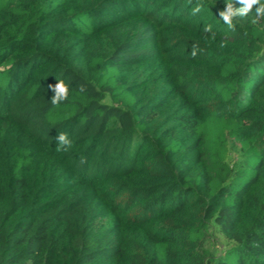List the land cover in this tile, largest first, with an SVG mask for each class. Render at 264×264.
Listing matches in <instances>:
<instances>
[{
  "label": "trees",
  "instance_id": "16d2710c",
  "mask_svg": "<svg viewBox=\"0 0 264 264\" xmlns=\"http://www.w3.org/2000/svg\"><path fill=\"white\" fill-rule=\"evenodd\" d=\"M231 2L0 0V264H264V17Z\"/></svg>",
  "mask_w": 264,
  "mask_h": 264
},
{
  "label": "clouds",
  "instance_id": "9594fccd",
  "mask_svg": "<svg viewBox=\"0 0 264 264\" xmlns=\"http://www.w3.org/2000/svg\"><path fill=\"white\" fill-rule=\"evenodd\" d=\"M239 4L240 7H234L233 2L226 3V7L219 13L220 18L229 28L234 29L236 26L234 21H236L237 18L247 16L253 8H255L257 17H264V2H262V0H239ZM201 8L202 5L198 2L193 9V15L200 12ZM192 54H196L195 48ZM49 88L53 92L50 100L53 105H58L62 101L67 100L69 89L63 81H58L54 85L50 84ZM81 90H83V85L81 86ZM56 140L63 150H67V148L71 146V140L65 133H59Z\"/></svg>",
  "mask_w": 264,
  "mask_h": 264
},
{
  "label": "rangeland",
  "instance_id": "374dc122",
  "mask_svg": "<svg viewBox=\"0 0 264 264\" xmlns=\"http://www.w3.org/2000/svg\"><path fill=\"white\" fill-rule=\"evenodd\" d=\"M229 244V241L225 238L218 226L214 223H210L208 234L205 239V246L210 250L211 253H220L222 248Z\"/></svg>",
  "mask_w": 264,
  "mask_h": 264
}]
</instances>
